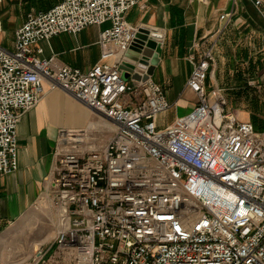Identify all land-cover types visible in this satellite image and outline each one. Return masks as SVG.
I'll return each instance as SVG.
<instances>
[{"label": "built area", "instance_id": "2783aa9c", "mask_svg": "<svg viewBox=\"0 0 264 264\" xmlns=\"http://www.w3.org/2000/svg\"><path fill=\"white\" fill-rule=\"evenodd\" d=\"M143 1L63 0L27 15L14 50L0 46V177L18 170L23 115L50 93L63 92L114 129L90 148L84 132L60 131L36 204L45 199L59 210V229L33 264H264V124L241 120L225 92L208 91L210 48L189 58L187 89L197 104L159 127L172 108L164 88L143 80L147 68L123 78L139 31L126 17ZM253 3L264 16V0ZM106 25L101 61L88 72L35 49Z\"/></svg>", "mask_w": 264, "mask_h": 264}, {"label": "crops", "instance_id": "0c3cea01", "mask_svg": "<svg viewBox=\"0 0 264 264\" xmlns=\"http://www.w3.org/2000/svg\"><path fill=\"white\" fill-rule=\"evenodd\" d=\"M62 1L47 5L32 0V7L47 12ZM25 2L5 0L0 6V46L7 50H14L15 33L27 17L18 14L29 7ZM126 18L133 28L155 34L161 46L160 64L152 79L163 86L172 108L159 117L160 128L185 116L197 104V97L187 89L193 71L189 58L210 48H214L215 64L207 80L208 91L237 93L238 109L264 107V100L257 98L258 93H264V16L253 0H144ZM108 27L92 26L78 36L60 35L39 42L35 49L43 50V59L54 58L59 65L88 72L101 61L99 41ZM59 93L67 96L60 91L50 93L21 119L18 170L0 177V230L21 220L42 195L54 166L59 132L66 128L59 117V112L66 110ZM71 107L88 117L86 111ZM238 116L252 122L250 117ZM84 123L81 120L80 124Z\"/></svg>", "mask_w": 264, "mask_h": 264}, {"label": "rangeland", "instance_id": "374dc122", "mask_svg": "<svg viewBox=\"0 0 264 264\" xmlns=\"http://www.w3.org/2000/svg\"><path fill=\"white\" fill-rule=\"evenodd\" d=\"M24 1L26 2L23 5L27 6L28 3L29 7L22 8L23 10L19 11L18 14L21 18H25L27 15L38 11L33 10L35 8L32 7V0ZM42 1L47 5L48 2H58V0ZM60 95L62 96V99H60L62 100V105L66 107L65 111L63 109L59 112V117L63 125H66L64 126L66 128L63 130L73 128L75 131L84 132L90 139L87 148L91 146H103L111 137L114 131L113 127L107 120L87 109L82 104L63 94ZM225 95L229 104L231 103L230 107L232 108L231 105H234L232 109L236 114L250 117L252 122L258 125L259 128L263 126L264 107L256 109H238L235 108V104L237 103V97H239V95L237 93L228 92H225ZM257 98L264 100V93H258ZM71 106H76L86 111L88 117L77 110L72 111ZM81 120L85 121L83 125L80 124ZM90 126H92L93 129L88 130ZM58 140L59 136L57 143ZM59 216V210L55 209L49 201L44 199L42 201L40 200L39 204L34 206L21 220L0 230V264H33V255L36 249L39 247L49 248L53 246L59 229Z\"/></svg>", "mask_w": 264, "mask_h": 264}, {"label": "water", "instance_id": "95a60500", "mask_svg": "<svg viewBox=\"0 0 264 264\" xmlns=\"http://www.w3.org/2000/svg\"><path fill=\"white\" fill-rule=\"evenodd\" d=\"M157 36L145 30H139L136 38L126 54V59L130 62H126L122 66L124 71V80L128 81L132 73H138L136 71L147 68V76L143 80H147L154 76L156 67L160 64V55L162 54L161 46L157 42ZM135 80H141L139 74L134 75Z\"/></svg>", "mask_w": 264, "mask_h": 264}, {"label": "bare ground", "instance_id": "6f19581e", "mask_svg": "<svg viewBox=\"0 0 264 264\" xmlns=\"http://www.w3.org/2000/svg\"><path fill=\"white\" fill-rule=\"evenodd\" d=\"M93 126H94V125H93ZM96 127H97V126H96ZM90 129H93V127L90 126L88 130H90ZM110 129H112V128H110ZM70 130H71V131H70ZM67 131H69V132H75L74 129H69V130H67ZM94 131H95V130H94ZM70 137H71L70 133L65 134V138H66V140H70V139H72V138H70Z\"/></svg>", "mask_w": 264, "mask_h": 264}]
</instances>
